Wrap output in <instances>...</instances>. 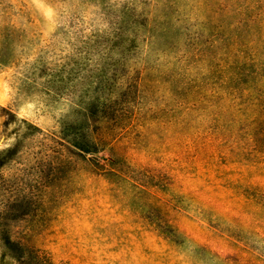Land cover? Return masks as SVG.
Returning a JSON list of instances; mask_svg holds the SVG:
<instances>
[{
  "label": "rangeland",
  "instance_id": "1",
  "mask_svg": "<svg viewBox=\"0 0 264 264\" xmlns=\"http://www.w3.org/2000/svg\"><path fill=\"white\" fill-rule=\"evenodd\" d=\"M133 8L146 20L131 57ZM227 44L264 51V0H0V160L28 132L0 164V220L27 256L2 264H264V164H222L224 122L210 134L191 105L222 78ZM114 57L136 85L137 133H155L149 152L121 137L117 171L110 143L128 115L91 131L100 148L84 157L72 109ZM227 181L258 187L242 194Z\"/></svg>",
  "mask_w": 264,
  "mask_h": 264
},
{
  "label": "trees",
  "instance_id": "2",
  "mask_svg": "<svg viewBox=\"0 0 264 264\" xmlns=\"http://www.w3.org/2000/svg\"><path fill=\"white\" fill-rule=\"evenodd\" d=\"M129 14L130 18L126 20L130 37L127 52L130 54L129 56L133 57V52L136 50L134 42L141 36L139 31L143 27L146 18L141 13L136 15V8L131 9ZM148 21H150V14L148 15ZM149 27L150 25L148 24L145 28V38L140 39V41L148 39ZM113 47L114 49L120 48L118 39L114 42ZM247 49L245 46L244 49L241 47L234 49L232 45L227 44L223 58L221 59L222 69L220 70L223 72L222 78L212 82L209 87L210 91H203L204 95L202 97H200L199 92H196L192 98L191 105H198V111H203L206 114L205 117H207V120L211 124V127H208V129L212 130L210 134L213 133V130L220 127L222 121L224 122L223 129L226 132L224 135L228 134V138L218 139L217 141L218 145L221 146V149L218 151L222 153L221 158L224 161L222 164H236L239 167L252 169L259 164H264V51L258 48V51L254 53H247ZM93 83V88L87 98L72 103V109L82 116L83 121V128L80 130L79 136L80 141L77 143L76 148L78 154L84 157L95 153L100 148V145L89 138L91 131L96 129L99 124L110 119L118 120L120 116L128 115L127 123L120 128V132L110 143V151L114 152L112 170L117 171L114 166L119 161V157L115 154V150L120 138L128 137L131 145L149 152L153 147L149 145L148 141L151 138L150 136L155 135V133H150L147 136L137 133V113L133 112V105H130L135 96L136 85L135 83L126 84L121 80V70L117 66V59L115 57L111 64L106 65L94 77ZM125 95H127L126 99H124ZM123 100L124 106H122ZM6 118L7 120L4 122L5 126L9 124L11 118H14V115L8 112L6 113ZM20 123L26 125L29 132L37 130L25 121H19ZM181 124L182 122H178V120L175 123L178 131L181 130L179 128ZM142 125L143 121L138 127ZM17 127L20 126L17 125ZM187 131H189V128ZM133 132H135L134 136L132 139H129V136ZM27 134L28 132L20 136L12 148L2 152L9 155L6 159H1L0 164L16 156L18 145ZM231 135H235L236 139H245L250 144L251 152L248 155H244L243 151L233 149L235 141L230 142ZM64 140L68 141L67 139ZM68 142L71 143V141ZM241 149L243 150L244 148ZM243 172L245 173V171ZM240 173L242 174V172ZM140 180L143 182V177ZM149 180L152 182L154 177H150ZM171 183L168 182L167 185H171ZM144 184L146 185L142 186L147 190L156 187L157 190H163V194L167 193L165 189L160 188L157 184H150L149 182ZM225 184L233 190H241L242 194H246L253 187L255 189L258 187L251 184L242 185L241 183L237 184L236 182L232 183L229 181ZM171 197L170 200H175L173 195ZM177 204L180 203L177 201ZM13 211L16 218L24 216V211L20 209ZM8 227L9 225L7 226L5 222L0 220V245L3 246L5 251L1 255L0 264H2L5 256L11 258L12 262H24L27 254L22 246L11 238Z\"/></svg>",
  "mask_w": 264,
  "mask_h": 264
}]
</instances>
